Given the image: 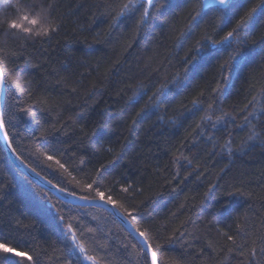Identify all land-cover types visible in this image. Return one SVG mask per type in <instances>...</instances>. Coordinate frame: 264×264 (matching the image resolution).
Here are the masks:
<instances>
[{
  "label": "trees",
  "instance_id": "16d2710c",
  "mask_svg": "<svg viewBox=\"0 0 264 264\" xmlns=\"http://www.w3.org/2000/svg\"><path fill=\"white\" fill-rule=\"evenodd\" d=\"M30 2L0 0L3 108L16 116V127L7 128L16 154L69 192H79L75 181L37 147L58 149L56 157L76 179L106 165V180L115 182L113 198H124L135 210L136 227L159 237L161 264H264V9L246 30L247 60L225 83L220 65L231 48L196 68L182 63L197 40L219 39L239 19L222 27L221 14L201 9L202 0H154L143 25L142 0H133L135 7L119 20L114 17L129 0H46L50 23L43 26L56 31L27 39L6 35L9 19L30 26L12 7ZM259 3L250 0L240 15ZM191 23L199 26L193 30ZM176 73L167 98L150 101L156 87ZM25 106L32 116L19 111ZM249 112L255 118L246 122ZM41 129L46 140L37 144L32 134ZM122 185H131L132 194L121 193ZM44 191L15 167L0 142V233L10 247L19 245L17 251L34 258L40 254V264H67L72 240L51 203L66 222L79 221L78 240L97 258L84 264H142L136 239L110 212L79 208L49 191L51 200H45ZM241 224L247 226L246 240L237 235ZM228 235L237 237L239 251H228L235 247Z\"/></svg>",
  "mask_w": 264,
  "mask_h": 264
},
{
  "label": "snow or ice",
  "instance_id": "6c2138e0",
  "mask_svg": "<svg viewBox=\"0 0 264 264\" xmlns=\"http://www.w3.org/2000/svg\"><path fill=\"white\" fill-rule=\"evenodd\" d=\"M250 0H202L200 4L201 9L213 8L216 12L221 14V25L222 27H227L231 24L232 20L239 16L235 27L231 28L230 31L225 32L219 39H213L211 35H205L201 40H197L193 48L189 49V54L185 56L182 63L184 65H191L193 68H196L198 64H202L206 59L213 56L215 53H220L227 51L228 49H233L228 54V58L220 65V72L225 83L228 82L230 76L238 75L242 65L247 60V53L243 51L244 47L248 44L247 36L245 35L246 30L249 29L255 19L258 9H264V0H261V3L251 7L247 12L242 16L240 15L241 9L245 6L246 3ZM154 0H143L141 7L143 9L140 19L138 21L139 25L148 23L150 18V8L153 6ZM12 7L18 8L20 12L19 20L26 22L29 27L23 26L22 23L18 22L16 19H9L6 21V27L3 29L6 35L13 36L14 38H24L27 39L32 36H48L50 31H56V28L49 29L43 25L49 24V15L51 5L46 3V0H32L30 3H25L22 8L18 5H12ZM135 5L133 0H129L128 3L124 4L120 11L114 17V20H119L124 17L129 11L134 8ZM161 8L164 7L163 4L160 5ZM24 9L28 11L25 12ZM163 15V13H161ZM193 21L195 16H193ZM199 25L196 23H191V28L194 30ZM260 42L264 43V35L259 38ZM253 44H256L257 41L253 40ZM233 45H236L233 48ZM204 49H209L210 51L206 54ZM199 58V59H197ZM2 65V61H0ZM180 74L176 73L171 81H165L161 83L159 87H156L153 95L149 97V100L159 99L160 97L167 98V91L169 83H175L179 78ZM5 87V77L0 73V89ZM170 90V89H169ZM148 91H151V87L148 88ZM213 91H216L215 89ZM147 95V92L143 93ZM256 102L255 97L253 101H250V104ZM160 103H164V100L161 99ZM196 101H193V105H196ZM159 106V105H157ZM209 109H212V105H209ZM20 112L25 115L32 116V110L30 107H20ZM227 115V114H225ZM254 117L252 112L248 113V116L245 117L246 122H250L248 117ZM203 119L208 120L210 117H204ZM222 119V117L217 118ZM16 120L14 113L6 112L3 107H0V139L5 141L7 148L12 152L13 155H16V159L20 161V164L29 170L36 177L44 180V184L47 185L50 189H54L57 192L71 195L73 200L80 201L81 203L77 205L79 208L84 207H101L103 206L105 210H108L110 207L112 213L119 215L121 222L128 226V229L131 231L129 235H132L136 238L137 244L139 245V250L141 253L142 264H161L159 253L162 250V245L158 243L159 237L154 234L153 230L147 227H136L133 221L135 220L134 209H129L125 206V199H114L113 196L116 195L115 182L109 184L104 176L106 165L101 164L99 168L95 170V175H84L80 179H76L72 175V172L61 162L55 155L58 151L54 146L49 147L45 145L44 147H37L36 152L43 156L46 161H50L58 166L59 169L63 170L64 173H67L68 176L72 177L75 181L76 186L79 188V192L72 191L69 192L63 185L59 183H53L51 179L41 177V173L36 170L35 167H30L29 164L25 163L21 159L20 155L16 154V149L13 147V139L9 138V132L7 128L9 126L16 127L13 121ZM39 124V121H36ZM47 130L41 129L39 135L33 132V139L40 143L41 140H46ZM253 135H257L253 133ZM251 139V137H250ZM49 167L52 165L49 164ZM75 171V169H74ZM82 171V170H81ZM131 185L120 186L119 191L131 195ZM237 191H240L237 189ZM232 193H229L231 195ZM41 196L45 200H51V197L48 196L47 191L41 193ZM57 200H60V197H57ZM49 207L54 210L56 218L61 225H63L62 231L72 240V246L69 249L68 256L66 258L67 264H84L85 261L96 262L97 258L95 255L88 254L87 249L84 244L79 242L77 237V231L81 230L79 221L72 222L71 217H69L66 222L65 215L61 214V209L56 208L55 204H49ZM95 219V218H93ZM82 231V230H81ZM95 229L89 228L88 232H94ZM237 235L241 240H246L249 233L247 230L246 224H241L238 226ZM260 244L264 245V237H260ZM227 240L231 241L235 246L234 248H229V252L239 251L242 248L241 244L237 243V237L228 235ZM10 240L8 237L3 236L0 233V262L2 264H12V257L26 258L27 261H30L31 264H40V254H36L35 258L33 255H29L26 252L17 251L16 248L19 247H10ZM256 241H253L255 244ZM127 247V246H125ZM261 253H264V248L260 249ZM240 255H244L241 251ZM257 255V249L252 247L249 249V256L254 257ZM15 264H20V261L17 260ZM173 264H179V261H174Z\"/></svg>",
  "mask_w": 264,
  "mask_h": 264
},
{
  "label": "water",
  "instance_id": "95a60500",
  "mask_svg": "<svg viewBox=\"0 0 264 264\" xmlns=\"http://www.w3.org/2000/svg\"><path fill=\"white\" fill-rule=\"evenodd\" d=\"M143 1V0H142ZM0 73H2L1 69H0ZM3 74V73H2ZM4 100H5V87L3 89H0V107L4 106ZM0 142L3 146L4 151L6 152L8 158L10 159V161L15 165L16 168H18L24 175H26L27 177H29L32 181H34L35 183H37L38 185H40L41 187H43L44 189H46L47 191H49L51 194H53L56 197H60L61 200L74 204V205H79L81 202L80 201H76L73 200V197L71 195H66L60 192L55 191L54 189H50L47 185L44 184V180H42L39 177H36L34 174H32L31 172H29L28 169L24 168L21 164L20 161L16 159V155H13L12 152L7 148L5 141L3 139H0ZM41 177H44L43 175H41ZM46 178V177H45ZM100 208H103V206H101ZM108 212H110L122 225L123 227L130 232L131 230L128 229V226L124 223L121 222L120 216L119 215H115L112 213L111 208L109 207ZM136 239V238H135Z\"/></svg>",
  "mask_w": 264,
  "mask_h": 264
}]
</instances>
